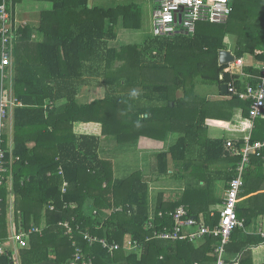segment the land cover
<instances>
[{
    "label": "trees",
    "instance_id": "1",
    "mask_svg": "<svg viewBox=\"0 0 264 264\" xmlns=\"http://www.w3.org/2000/svg\"><path fill=\"white\" fill-rule=\"evenodd\" d=\"M23 1L12 0L13 17L15 5ZM33 1L52 7L40 12L38 23L19 26L17 32L22 37L18 42L13 37V94L23 105L13 110L11 150L8 130L5 135L9 171L1 189L0 242L9 235L12 192L17 229L41 225L42 218L46 219L42 232L30 234V245L21 249V264H69L76 247L92 257L94 264H213L218 237H205L200 247L189 241L150 238L155 228L172 227L167 213L186 206L185 196L167 202L161 192L152 211L149 182L141 171L117 179L113 162L100 153L102 135L132 143L142 137L165 140L168 129L181 133L168 150L156 153L159 173L169 174L170 161L187 162V169L196 175L203 173L199 183L211 185L214 195L220 184L228 188L238 175L245 139H212L204 137L202 131L207 130L208 119L226 117L229 106L242 107L244 115L250 117L249 100L222 93L225 83L234 81L241 90L245 84L241 75L225 70L228 65L220 64L219 53L227 48L226 35L235 34L237 58L256 53V64L264 63V0H235L227 23L201 22L191 36L152 34L143 43H123L120 47L111 45L117 40L118 28H142V8L136 2L106 8L92 5L90 0ZM237 6L244 14H237ZM248 18L261 26L252 27ZM35 33L43 37L41 41L33 39ZM256 64L245 65L244 72L257 78L261 71ZM146 69L158 74L160 83L151 86L139 78L137 72ZM97 71L109 94L79 102L78 91L86 75ZM250 80L257 84L258 79ZM1 82L0 70V98ZM200 82L217 85L219 94L228 98L201 96L196 91ZM179 88L182 96L177 94ZM251 138H264V118L255 121ZM263 169L264 158L252 155L243 174L237 212L244 226L235 228L226 245L227 259L242 253L240 264H254L250 247L244 249L264 242V238L246 232L255 217L264 215V194L249 197L262 189ZM211 173L221 180L209 179ZM64 179L69 182L66 193L61 189ZM220 200L213 198L217 205ZM51 205H55L54 210ZM119 207L122 210H117ZM186 207L193 214L191 207ZM151 216L154 226L147 227ZM204 217L213 227L219 222L220 210L214 216L207 211ZM60 221H70L73 238ZM83 232L106 237L122 248L111 254L101 243L91 244ZM129 238L140 241L142 247L127 252L124 246ZM0 264H16L10 249L0 255Z\"/></svg>",
    "mask_w": 264,
    "mask_h": 264
},
{
    "label": "built area",
    "instance_id": "2",
    "mask_svg": "<svg viewBox=\"0 0 264 264\" xmlns=\"http://www.w3.org/2000/svg\"><path fill=\"white\" fill-rule=\"evenodd\" d=\"M235 0H153L152 23L154 36H173L185 34L187 36L194 35L197 31V26L201 22H211L225 24L229 19L234 9ZM0 20L2 26L0 33L2 34V60L0 70L2 71L1 82V98H0V215L1 204L3 197L1 189L7 180L6 173L9 171L6 161L7 148L4 147L6 142L5 135L7 132L8 119L12 110L16 106L23 105L11 91L6 89V85L12 82L6 81L9 78L6 73L7 69L13 70V37H16L18 25L12 14V6L9 0H3L0 4ZM243 57L235 59L225 69L232 74L241 75L245 84L243 90L236 86L235 82L228 84V92L234 95L242 96L250 101V123L255 126V121L264 117V63L260 66L261 73L257 76V84L251 82L253 76L247 75L243 68L245 66ZM234 69V70H233ZM239 70V71H235ZM12 90V89H11ZM11 93L13 96L9 95ZM13 107V109H11ZM252 133L246 137L243 147V158L239 163L237 171L238 175L229 182V186L225 191L223 204L220 210V219L217 224L210 227L203 214L199 216L191 214L185 205H180L173 211L167 214L171 217L173 225L171 228L154 229L153 236L150 238H160L170 241H189L196 242L207 236H215L219 238V244L215 247L217 260L213 264H229L225 259L226 245L229 243L231 235L235 228L244 226V219L238 216L237 208L240 202V193L244 185L243 174L246 166L250 162L252 155L264 158V138L253 140ZM16 159H19L17 156ZM59 173L63 175V169L60 167ZM69 187V182L64 179L62 181V192L66 193ZM52 210L55 205H51ZM122 210V208H117ZM162 215V213H160ZM153 216L147 222V227H153ZM67 234L73 238L74 227L70 221H60ZM77 229H80L77 226ZM35 232H42L39 227H31L26 229L21 227L14 230L11 239L17 248H25L30 245L29 235ZM84 237L91 244L99 242L109 253L113 254L116 250L122 248L118 242H111L108 238H95L89 232H83ZM264 236V233L262 232ZM148 238V239H150ZM76 245V241H74ZM142 247L140 241L129 239L124 246V249L138 250ZM4 247L0 242V255L4 253ZM240 257L235 260L238 262ZM69 264H94L92 257H86L81 247H76V252Z\"/></svg>",
    "mask_w": 264,
    "mask_h": 264
},
{
    "label": "crops",
    "instance_id": "3",
    "mask_svg": "<svg viewBox=\"0 0 264 264\" xmlns=\"http://www.w3.org/2000/svg\"><path fill=\"white\" fill-rule=\"evenodd\" d=\"M12 6V0H9ZM91 1V0H90ZM14 3V2H13ZM40 4H43L42 6H45V4H49L47 2H41V1H33V0H25L23 2L17 3L14 7V19L17 22L18 28L20 25H28V24H35L38 23L39 21V16H35V12L38 11V7L39 8H43L41 6H38ZM35 4V5H34ZM93 5V4H92ZM96 5V4H95ZM35 7L33 9V7ZM104 7V6H103ZM106 8H110V7H106ZM36 10V11H35ZM44 10V9H40V12ZM24 16V17H23ZM34 16V18H33ZM25 18V19H24ZM21 19H23L21 21ZM26 21V22H24ZM229 21V19L227 20V22ZM24 22V23H22ZM226 22V23H227ZM2 26V21L0 20V27ZM120 36L119 31H118V37ZM22 37V35L20 33H16V40L17 42L19 41V39ZM117 37V39H118ZM227 37H233V42L236 40V37L233 35H226L225 37V42L227 44V46H229L228 42H230ZM42 36L38 35L37 33H35L33 35V39L35 40H42ZM114 42V41H113ZM112 43V42H111ZM232 43V42H231ZM234 45H236V43H234ZM227 50L228 47L226 48ZM235 49V47H234ZM235 57L236 56V52L234 50H230ZM247 55V54H246ZM243 56L245 64L246 65H254L256 64L255 61V55L256 53H248V56ZM248 58V59H247ZM258 67H260L262 65V63L256 64ZM234 70V69H233ZM235 71H239V70H235ZM14 73V72H13ZM253 75V73H251ZM251 78L253 79H257L256 75H253ZM222 93L226 94L223 89H222ZM200 94V93H199ZM203 97H208V98H212V99H217V100H225L228 97H226L225 95H221L219 94V89L216 90L215 92L212 91V93L207 92L205 95L200 94ZM215 95V96H214ZM243 100H247L246 98H243L242 96H240ZM230 110H226L225 114L226 117H224L223 119H208V126H207V130L202 131V133L204 134L203 136L208 137V138H212V139H216V138H228V139H246V137L250 134V132L252 133L253 131V127L250 123V120L248 119V117H246L244 115V109L242 107H238V108H233L232 106H229ZM264 118V117H263ZM178 133V132H175ZM182 134L178 133V136L180 137ZM8 139H13V132L7 134ZM175 138V141L167 144V140L169 138V136H167V138L165 140H157V142H159L158 148H165L159 151H154V153L152 155L153 156V160H155L154 166L155 168H157L158 170V160H157V156L156 153L161 152V151H165L168 150L172 145L175 144V142L178 140V138ZM155 141V140H154ZM9 142V140H8ZM132 143H137L138 145H148L146 144L145 141V137L140 138L139 140H137L136 142H132ZM150 145V144H149ZM151 146V145H150ZM10 147V145H9ZM187 162L186 163H176V162H172L170 161L169 164V173L176 176V177H181L184 176L185 179V186H184V192L181 193H176L173 190H169V193H172L169 199L170 201H178L181 200L183 196H185V204L188 207H192L190 208L193 212V214H205L207 211L211 212V215L214 216L216 211L221 210V206L223 204V200H224V196H225V191L226 188L225 185L223 186V183L220 184V190L214 195L213 191L211 189V185H206L204 181H201V183H199V175L203 174V173H198L196 175V173H194V170L192 169H187ZM184 172L181 173V172ZM216 173H211V175H209V179L212 180H221L220 177L216 176ZM262 176L264 177V169H263V173ZM8 183L11 184L12 188H13V183H12V177H9L8 179ZM261 190L258 193H254V195H250L249 197L255 196V194H264V178H263V183L261 185ZM207 191V192H206ZM161 191H159L156 194V202L158 201V197L160 195ZM193 195L196 199L193 200ZM220 195V196H218ZM170 196V195H169ZM177 196V198H176ZM214 196L218 199H222L220 200V203L215 204V201H213ZM165 197V194H164ZM174 197V198H173ZM166 201V199H164ZM14 195L12 194V192L9 195V204H10V213H9V217H8V231H9V235L8 238L6 239V241H2L1 244L4 247V250H8L10 249L12 251L13 254V259L16 262V264H21L20 263V256H21V248H17V246L14 244V242L11 239V236L14 232V230L17 229L16 224H15V215H14ZM156 202L154 197H152L151 195V207H152V211H154V208L156 206ZM191 204V206L189 205ZM42 228L39 227V225H32L31 227H39L40 229H43V227L46 226V224H41ZM246 232L248 234H253L254 236L257 237H262L264 238V236L262 235V232L264 233V215H260L255 217L254 221L252 222V224H249L246 227ZM130 239V238H129ZM30 240V238H29ZM205 242L204 238H201L199 240H197L195 243L196 247H200L203 245V243ZM250 247L251 251H252V257H253V262L254 264H264V242H261L258 245H250L248 247H246L244 250L248 249ZM215 250V249H214ZM242 253L239 254H234L231 256L230 259L228 258V255H225V259H227V261L229 260V264H240V260L238 262H235V260L237 258H241Z\"/></svg>",
    "mask_w": 264,
    "mask_h": 264
},
{
    "label": "rangeland",
    "instance_id": "4",
    "mask_svg": "<svg viewBox=\"0 0 264 264\" xmlns=\"http://www.w3.org/2000/svg\"><path fill=\"white\" fill-rule=\"evenodd\" d=\"M93 5H99L104 7H114L116 5L120 4H129L132 2H136L139 4L142 8V28L139 30H130L125 28H118L120 36L118 39L111 43L113 46L120 47L123 43H143L149 36L153 34V23H152V9H153V0H91ZM35 5V4H34ZM43 4H40L38 6H41L43 8L38 7V11H36L34 14L35 16L40 15V9H49L51 8V4H45V6H42ZM33 7V6H31ZM35 7H33L34 9ZM244 10L239 6H237L236 12L238 15L244 14ZM24 17V16H23ZM34 18V16H33ZM25 19V18H24ZM23 19H21L22 21ZM248 21L251 23L252 27L259 28L261 24L260 22H256L255 20H252L248 18ZM26 22V21H24ZM22 22V23H24ZM238 25V22L236 24V27ZM231 36H235L236 40L233 42V37H227V39L230 41L228 42L229 46L228 49L234 50V43L237 42V36L235 34H227ZM242 36V34H240ZM232 42V43H231ZM248 59V58H247ZM8 72L6 75L9 76L6 81L8 82H14V73L13 70L7 69ZM99 70V69H98ZM139 78H141L144 82H148V84L156 85L160 83L157 81L158 74H153L152 70H139L137 72ZM85 82H83L81 88L78 91V101L79 102H91L94 99H100L105 98L109 94V88L106 84H104L102 76L98 71L96 74H87L85 77ZM83 80V81H84ZM201 81V80H199ZM6 89L11 91V93H14L13 85L10 86V83L6 85ZM12 89V90H11ZM219 88L217 85L208 84L204 82L197 83L196 91L200 94L205 95L207 92L212 93L218 90ZM9 93V95L12 97L13 95ZM178 96L183 95V89L179 88L177 91ZM215 96V95H214ZM13 109V107L11 108ZM13 110L10 114V117L8 119V126L7 130L9 131L7 134L13 132ZM76 131H79L76 129ZM168 132V133H167ZM166 136H169L167 140V144L171 143L172 141H175V138L179 137L178 133L171 132V130L168 129L166 131ZM102 135V134H101ZM102 142H101V149L100 153L103 158H106L107 160H111L113 162V168L115 172V177L117 179H123L128 175H131L132 173L141 171L143 174V178L149 182L150 184V193L152 197H154L156 202V194L161 191L165 194V199L167 202H170V197L172 193H169V190H173L176 193L184 192V186H185V179L184 176L176 177L172 174H166L162 175L157 171V168H155L154 164L155 160H153L152 155L154 151H159L165 148H158L159 142L157 140L148 139L145 138L146 144L148 145H138L137 143H126V142H119L117 138L110 135H102ZM8 148L11 150L14 146V140L8 139ZM151 146H150V145ZM155 154V153H154ZM215 167V166H213ZM181 173L184 174L182 171ZM9 189L12 190V186L10 183H8ZM220 190V188H219ZM170 195V196H169ZM174 198V197H173ZM177 198V196H176ZM51 209V208H50ZM52 210V209H51ZM107 214H110V210H105ZM44 213V212H43ZM45 216V215H43ZM41 224H46V219L43 217ZM39 227L42 228V225H39ZM132 250L127 249V252H131ZM226 255V253H225Z\"/></svg>",
    "mask_w": 264,
    "mask_h": 264
},
{
    "label": "water",
    "instance_id": "5",
    "mask_svg": "<svg viewBox=\"0 0 264 264\" xmlns=\"http://www.w3.org/2000/svg\"><path fill=\"white\" fill-rule=\"evenodd\" d=\"M235 59V55L230 50L223 49L219 53V62L221 65H229L230 63L234 62ZM223 91L225 93L228 92V84H223Z\"/></svg>",
    "mask_w": 264,
    "mask_h": 264
}]
</instances>
